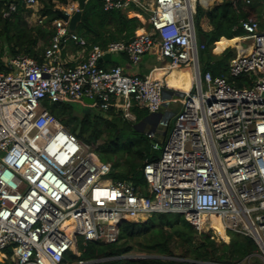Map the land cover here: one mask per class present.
Masks as SVG:
<instances>
[{"label":"built area","instance_id":"built-area-1","mask_svg":"<svg viewBox=\"0 0 264 264\" xmlns=\"http://www.w3.org/2000/svg\"><path fill=\"white\" fill-rule=\"evenodd\" d=\"M45 1L9 0L3 15ZM232 1L238 8L240 0ZM103 7L144 16L142 32L129 42L94 46L85 60L69 65L63 49L70 42L84 48L87 41L59 18L42 61L18 55L6 58L8 71H0V252H11L13 264L106 263L125 257L84 259L90 243L115 244L125 223L178 214L200 234H216L212 217H218L226 235L257 245L241 263H188L264 264V26L252 18L240 22L248 49L229 65L233 78L246 79L237 87L202 70L198 0H103ZM59 9L71 16L79 7ZM107 54H125L134 65L158 54L172 66L190 67L193 86L169 89L163 78L103 68ZM84 98L133 122V104L156 117L148 137L162 153L146 160L145 186L115 180L113 164L46 106L86 104Z\"/></svg>","mask_w":264,"mask_h":264},{"label":"trees","instance_id":"trees-1","mask_svg":"<svg viewBox=\"0 0 264 264\" xmlns=\"http://www.w3.org/2000/svg\"><path fill=\"white\" fill-rule=\"evenodd\" d=\"M7 2L9 0H0V71H8L6 58L18 55H26L42 61L46 48L57 32L52 26L53 22L60 18L56 10L78 4V0H46L40 11L43 23L33 26L27 20V15L31 14L33 10L24 5H18L17 12L9 18H5L3 14ZM233 6V1L229 0L215 6L209 4L208 0L206 5L204 0H199L196 27L207 49L219 41L222 36H227L229 39L234 38L235 33H232L231 30L238 23L239 16L236 15ZM241 9L239 1V13ZM205 17L208 18L212 27L210 32H206L202 26V20ZM142 27L143 24L138 18H129L124 12L118 10L106 11L103 7V0H88L76 33L87 41V49L91 50L94 46L107 48L111 42L115 41L129 42L135 37L137 30ZM222 51L219 48V52ZM220 63L215 70L206 67L205 71H210L214 77L225 78L224 66L226 67L227 60H220ZM228 80L237 87H244L246 79L231 78ZM71 109L72 107L68 103L49 105V110L56 119L69 115ZM131 110L136 116L135 122L128 120L122 111H117L115 108L96 119H92L88 114L78 117V124L81 125L80 135L85 134L80 139L83 141L84 138L91 135L95 143L96 140L102 138L104 143L98 147L97 151L102 161L113 162V178L115 180L132 179L136 184L145 186L143 174L145 162L146 160H157L159 155L155 153L158 150L153 148L148 132L137 125L147 120L150 113L147 109L140 108L136 104H133ZM70 131L75 133L76 128H72ZM110 157L111 159H109ZM112 157H116L115 161ZM121 160L124 161L122 164L120 163ZM182 226L185 228L182 229ZM194 233L196 230L182 216L158 214L153 223L150 220L147 223H125L118 243L109 245L90 243L87 251L83 254V258L94 259L126 255L133 250L130 244L140 238L145 239V246L143 247L151 252V255L155 252L162 256L173 255L171 245L176 243L181 248L187 247L186 254L190 253L195 261L243 262L257 250V245L251 238L239 236L231 239L229 244H223L222 247H218L211 236L203 238L197 244H191ZM138 245L144 244L138 242ZM256 261L259 260L256 259ZM106 264L195 263L164 261L153 258L138 261L119 259Z\"/></svg>","mask_w":264,"mask_h":264},{"label":"rangeland","instance_id":"rangeland-1","mask_svg":"<svg viewBox=\"0 0 264 264\" xmlns=\"http://www.w3.org/2000/svg\"><path fill=\"white\" fill-rule=\"evenodd\" d=\"M33 10V12L31 14L27 15V20L30 23V25H39L41 23H43V18L40 15V11L42 9V6H35L30 8ZM197 36H198V41L199 43L202 41V37L200 35V33L198 32V28H197ZM243 46H248V42L242 43ZM212 48L213 45H210L208 47V49L206 50H200L199 53V57H200V63H201V67L202 70L205 71L206 70V63H210L213 62L215 63V65L219 66L220 60H216L215 58H213L211 56L212 53ZM144 57V59H143ZM142 57V61H140V63L138 64V68L141 69L142 67H146L147 66V62L148 61L150 63V68H153L154 66H161L163 64V61H159L157 60V56H155L154 54H146ZM114 61H119L118 55H114ZM221 64V63H220ZM133 65V64H132ZM180 67V66H178ZM228 68V67H227ZM180 69L185 72L188 75V79H189V83H190V87L188 90H190L193 86V82H194V78H193V73L190 67H180ZM224 69L225 66H224ZM214 70V69H213ZM132 76V75H131ZM225 78L227 79H231L233 78L229 72V69H226V72L224 74ZM54 104V103H50L47 102L46 106L49 109V105ZM56 105H63L64 103H55ZM71 105L72 109L69 115H67L66 117H62L57 119L60 123H62L63 125L69 127L70 129L72 128H76V131L78 129V127L80 126V124H78V117H82L86 114L90 115L92 117V119H96L97 117H101L102 115H104L105 113L103 111H101L97 106L95 107H88L83 103H68ZM165 111H167V108H165L163 110V114H165ZM156 121V117L150 118L149 121H143L142 123H138L137 125L140 126V128L142 130H146L147 132L150 130V128L152 127V124L155 123ZM75 131V133H76ZM80 135V133L78 134V136ZM85 134H81L79 136V138H81V136H84ZM83 142L90 145L91 148H94L97 152V154L99 155V152L97 151L98 147H100L103 143L104 140L102 138H99L98 140H96V142H93V139L91 137V135H89L87 138L83 139ZM157 155H159V157L161 156L162 150H158L155 152ZM109 155H111L110 153H108ZM114 158V157H112ZM116 158V157H115ZM115 158L113 159L115 161ZM111 159V157L109 158ZM124 161L121 160L120 163L122 164ZM113 163V162H112ZM158 214L156 215H152L150 216V221L151 223L156 221V217ZM182 229H184L185 227H181ZM187 230V228H186ZM195 230V229H194ZM211 235H215L216 236V244L218 247H222L223 244H229L231 239L233 240V238L239 236V237H244L241 234L238 233H234L232 231L227 232V239L226 241L218 238V233H199L196 230V233L193 234V240L191 244H197L198 242H200L201 240H203V238H207L210 237ZM138 242H141L144 245L139 246ZM189 244V245H191ZM130 245H132L133 250L126 254V255H122V257H125L124 259H131V260H137L138 261V256H146V257H154L155 259H161L164 261H178V262H182L181 260L183 259H187V260H194L190 253L186 254V251L188 250L187 247H183L181 248V246H177V244H172L171 245V250L173 251V255H168V256H162L161 254H159L158 252H155L153 255H151V252L147 251L143 246H145V239L144 238H140L137 239V241H133ZM141 249V250H140ZM184 254V255H183ZM256 261V259H255ZM107 263V262H106ZM106 263H99V264H106ZM229 263H235V262H229ZM241 263V262H239ZM0 264H13L12 260H11V252H6V253H2L0 252Z\"/></svg>","mask_w":264,"mask_h":264},{"label":"crops","instance_id":"crops-1","mask_svg":"<svg viewBox=\"0 0 264 264\" xmlns=\"http://www.w3.org/2000/svg\"><path fill=\"white\" fill-rule=\"evenodd\" d=\"M204 1H205V5H206L207 0H204ZM208 1H209V4H211L212 6H215L218 3H222L223 1H228V0H208ZM229 1H232V0H229ZM198 4H199V0H198ZM240 5L242 8L240 13L238 11V8H235L233 6L234 7L233 9L235 10L236 15L239 16L238 23L236 25H234L232 30H231L232 33H235L234 38L229 39L227 36H222L219 41H217L213 44V48H212L211 56L213 58H215L216 60H223V59L227 60V65L225 67L226 69H229V65H230L231 60L233 58H235L240 53V50L242 48L248 49V46L245 47L242 45V43H245L242 40V37L245 36V32L240 27L241 20L252 18V19L259 21L262 27L264 26V7L261 3V0H251V2L249 4L244 2L243 0H240ZM122 12H124V11H122ZM124 13L129 18H138L142 22V24H143V20H145L144 16H142V15L137 16V15H135V13H128V12H124ZM202 26L206 32H210L212 30V27L210 26V23H209V20L207 17H205L202 20ZM143 27H144V25H143ZM142 28L137 30L136 33H141ZM115 42H117V41H115ZM223 42H225V44L222 47H220ZM200 44H205L204 40L201 41ZM219 48H221L223 51L219 52ZM88 53H89V50L87 49V47H84V48L78 47L73 42H70L63 49L62 59L65 63H67L69 65H75V64L85 60L88 56ZM117 55H118L119 61L115 62L114 61V55H112L111 58H105V60H103L100 63V66L103 68L109 69L112 66L118 65V66L122 67L125 74H127L129 76L132 75V76H140V77H148V76L163 77V80L165 82L166 87L169 89H172V88L168 87V85L165 81L166 76L171 71L172 65L169 63V61L163 59L160 55L154 54L155 56H157V60L163 61V64L161 66H154L153 68H150V63L148 61H146L147 66L142 67L141 69L138 68V64L140 62L136 65H134V64L132 65V63L129 61V58L127 55H125V54H117ZM143 59H144V57H143ZM143 59H141V61ZM206 67H210V68H213L215 70L217 65H215V63L213 61L210 63L209 62L206 63ZM85 105L88 106L89 104L88 105L85 104ZM88 107H90V106H88ZM146 121H148V119L145 120V122ZM149 220H150V217L146 218L141 223H147ZM219 235H220V233H219ZM225 239L228 240L227 235H226ZM153 258L154 257H149V256L148 257L138 256V260L153 259ZM122 259H124V258H122ZM181 261L187 262V259H183Z\"/></svg>","mask_w":264,"mask_h":264},{"label":"bare ground","instance_id":"bare-ground-1","mask_svg":"<svg viewBox=\"0 0 264 264\" xmlns=\"http://www.w3.org/2000/svg\"><path fill=\"white\" fill-rule=\"evenodd\" d=\"M225 44V42H223L221 44L220 47H222ZM157 78H163V77H157ZM188 75L183 72L180 67L173 65L171 67V71L170 73L166 76V83L168 85V87L175 89V90H180V91H188L189 87H190V83H189V79H188ZM213 220V226L214 229L216 230V232L220 233V237L226 241L225 237H226V233H225V228L220 220V218L218 217H212Z\"/></svg>","mask_w":264,"mask_h":264},{"label":"water","instance_id":"water-1","mask_svg":"<svg viewBox=\"0 0 264 264\" xmlns=\"http://www.w3.org/2000/svg\"><path fill=\"white\" fill-rule=\"evenodd\" d=\"M88 0H78V7L79 9L71 16L66 15L64 12H62L60 9H57L56 12L58 14V16L62 19H64L65 21L69 22V30L71 32H76L77 31V27L78 24L81 22L82 20V16H83V9L86 5ZM112 55L111 54H107L105 56V58H111ZM84 102L86 104H93L95 102V99H89V98H84ZM151 117V115L148 117V119ZM81 132V125L78 127L77 131H76V135H78ZM152 145H154V143H152Z\"/></svg>","mask_w":264,"mask_h":264},{"label":"flooded vegetation","instance_id":"flooded-vegetation-1","mask_svg":"<svg viewBox=\"0 0 264 264\" xmlns=\"http://www.w3.org/2000/svg\"><path fill=\"white\" fill-rule=\"evenodd\" d=\"M151 118H153V117H151Z\"/></svg>","mask_w":264,"mask_h":264}]
</instances>
